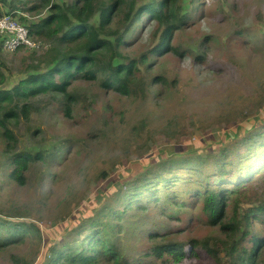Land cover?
<instances>
[{
	"label": "rangeland",
	"instance_id": "obj_1",
	"mask_svg": "<svg viewBox=\"0 0 264 264\" xmlns=\"http://www.w3.org/2000/svg\"><path fill=\"white\" fill-rule=\"evenodd\" d=\"M68 1L51 0L55 4ZM8 4L27 25L49 13L46 7L23 9L39 6L40 0H0V15L12 11ZM182 5L188 13L187 24L175 31L171 40L179 54L152 56V67L146 71L141 67L148 80L161 75L165 82L158 79L149 89L144 88L142 95L123 96L93 80H78L68 87L75 95L68 111L61 94H43L30 97L33 107L27 118L19 116L15 121L10 117L6 126L16 138L14 152L49 154L58 145L67 147L57 160L30 161L23 185L8 176L7 154L0 148V218L31 221L43 233L39 248L35 236L30 235L25 243L0 249V264H9L12 255L44 264V256L77 224L105 207L122 210L118 192L164 157H198L205 162L200 167L193 164L195 170L173 171L170 182H159L156 190L144 192L143 208L131 207L116 220L121 223V230L114 235L120 251L129 260L152 263L154 259L143 256L150 245L146 239L150 233L172 232L182 242L224 238L220 223L208 224L199 207L180 209L177 203L199 180L216 177L213 158L222 152L234 160L237 171L233 176L247 173L264 156V147L254 145L245 151L243 146L249 134L264 127V0H182ZM90 21L97 24V15ZM154 29L155 24L149 22L122 46V52L136 57L147 50L156 41ZM31 37L37 43H49ZM46 48L8 51L0 45V71L6 75L0 88L43 71L29 66L42 59ZM242 152L248 158L240 161ZM252 186L248 199L227 207L223 221L239 218L264 198V174ZM257 229L258 225L251 226L252 231ZM198 253L191 264H227L223 250L218 261L202 250Z\"/></svg>",
	"mask_w": 264,
	"mask_h": 264
},
{
	"label": "trees",
	"instance_id": "obj_2",
	"mask_svg": "<svg viewBox=\"0 0 264 264\" xmlns=\"http://www.w3.org/2000/svg\"><path fill=\"white\" fill-rule=\"evenodd\" d=\"M40 2L39 6L23 9L33 11L46 7L49 10L39 22L29 24L30 36L49 41L42 59L31 64L29 69L44 70L27 74L9 88H0V148L7 154L8 176L19 185L25 183V171L30 161L38 158L57 160L67 147L58 145L49 154L37 150L35 155L12 150L16 138L6 123L10 117L16 121L19 116H29L33 107L28 102L30 97L61 94L62 104L68 111L69 104L75 100L68 87L78 80H93L102 88H110L123 96L142 95L144 88L149 89L158 79L162 82L165 79L156 75L148 80L141 67L145 71L150 69L152 56L161 58L170 52L179 54L171 43L172 35L183 29L188 19L182 0H148L141 4L137 0H69L66 4H55L51 0ZM8 7L9 10L15 9L11 4ZM95 15L97 24L90 21ZM149 22L155 24L154 44L136 57L123 53L122 46L129 44L137 32L146 29ZM5 81L6 75L0 71V84ZM262 128V131L251 133L243 140L245 151L254 145L264 147ZM227 157L228 153L222 152L213 158L218 169L216 177L212 181L199 180L181 195L177 203L180 209L199 207L208 224L220 223L221 231L226 234L224 238L206 237L182 242L172 232L150 233L146 237L150 245L143 256L154 259L152 263L142 259L129 260L120 251L119 239L114 235L121 230V223L119 225L117 221L124 212L131 207L136 210L143 208L141 198L144 192L156 190L159 182H170L172 177L169 176L173 171L195 170L193 164L200 167L205 162L198 157H164L150 170L128 181L125 189L118 192L119 198L123 199L122 210L113 211L105 207L92 218L77 224L68 237L62 238L44 256V264H191L199 256V250L216 261L219 251L223 250L227 264H264V198L245 209L239 218L231 216L223 221L229 205H237L238 201L251 195L253 181L264 174V156L241 176L232 175L237 168H234V160ZM238 158L243 161L248 155L242 152ZM105 174L101 172V176L106 178ZM189 179L190 176L183 180ZM254 224L258 225L256 231L251 230ZM30 235L35 236L39 248L43 233L38 225L31 221L0 218V249L25 243ZM244 241L250 245L244 246ZM9 264H33V260L12 255Z\"/></svg>",
	"mask_w": 264,
	"mask_h": 264
},
{
	"label": "built area",
	"instance_id": "obj_3",
	"mask_svg": "<svg viewBox=\"0 0 264 264\" xmlns=\"http://www.w3.org/2000/svg\"><path fill=\"white\" fill-rule=\"evenodd\" d=\"M0 45L2 49L13 51L19 47L36 51L49 43L41 44L35 42L29 35V25L21 22L13 13L0 15Z\"/></svg>",
	"mask_w": 264,
	"mask_h": 264
}]
</instances>
